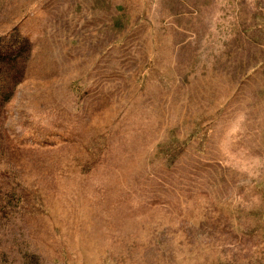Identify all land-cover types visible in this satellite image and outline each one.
<instances>
[{
  "label": "rangeland",
  "instance_id": "1",
  "mask_svg": "<svg viewBox=\"0 0 264 264\" xmlns=\"http://www.w3.org/2000/svg\"><path fill=\"white\" fill-rule=\"evenodd\" d=\"M0 264H264V0H0Z\"/></svg>",
  "mask_w": 264,
  "mask_h": 264
}]
</instances>
